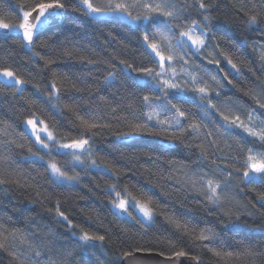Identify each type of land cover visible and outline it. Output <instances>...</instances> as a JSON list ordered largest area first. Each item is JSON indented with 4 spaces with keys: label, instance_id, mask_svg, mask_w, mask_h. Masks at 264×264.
I'll return each instance as SVG.
<instances>
[{
    "label": "snow or ice",
    "instance_id": "obj_1",
    "mask_svg": "<svg viewBox=\"0 0 264 264\" xmlns=\"http://www.w3.org/2000/svg\"><path fill=\"white\" fill-rule=\"evenodd\" d=\"M230 2L243 16L240 24L217 13L218 0H0V101L19 97L21 111L27 112L23 133L0 121V193L15 185L34 190L30 205L53 199L39 190L36 177L13 167L15 147L26 152L25 162L42 165L46 181L56 187H76L83 178L77 169L86 176L93 171L110 176L113 182L105 188L111 215L141 228L162 216L175 237L161 241L166 250L126 243L109 257L110 229L75 223L62 210L66 201L57 197L47 211L75 241L59 253L61 237L51 226L41 227L29 215L24 227H10L12 217L0 213V250L8 251L16 264H179L182 258L203 264L201 256H189L192 246L211 253L217 264L241 257L264 264V250L251 242L238 241L235 250H228L231 236L244 229L264 235V222L250 226L240 214L243 208L247 216L259 213L264 220V190L257 191L264 188V84L256 77V85L239 87L245 70L255 76L242 49L258 53L264 71V0ZM84 18L97 25L128 26L137 34L139 49L120 41L119 49L101 55L97 47L110 40L98 43ZM253 32L259 40L248 39ZM107 37L115 39L110 31ZM17 47L30 54L20 62ZM20 63L32 65V71L22 70ZM29 84L39 99L25 97ZM102 88H111L109 95L93 99ZM236 89L253 107L226 95ZM41 102L54 117L46 115ZM105 133L117 143L154 138L155 147L145 144L139 151L122 152L108 145L126 163L121 168L116 158L95 149ZM25 137L31 141L27 146ZM175 150H186V159L194 155L195 160L185 163L169 156ZM141 158L155 168L143 169L154 178L144 187L121 184ZM168 182L202 197L210 209L207 215L221 216L218 223L191 210L178 214L161 206L151 193L160 189L169 196L164 191ZM245 188L256 191L255 203L249 202L252 211L236 198ZM185 240L189 249L178 248Z\"/></svg>",
    "mask_w": 264,
    "mask_h": 264
},
{
    "label": "trees",
    "instance_id": "obj_2",
    "mask_svg": "<svg viewBox=\"0 0 264 264\" xmlns=\"http://www.w3.org/2000/svg\"><path fill=\"white\" fill-rule=\"evenodd\" d=\"M216 11L221 17L233 19L237 24H240L243 20L242 14L237 12V9L233 7L230 0H218V7ZM192 18L198 17L193 15ZM84 27L87 29L89 34L93 31L96 32V35L99 37L98 43L102 44L105 39L110 40L109 44H102L101 47H97V51L100 52L101 55H105L113 49H119L120 41L127 43L130 48L139 49V42L136 38L137 34L124 24L108 23L97 25L96 22L89 21L84 18ZM109 31L113 33L115 39L107 37V32ZM58 39H63V37H59ZM58 39H54L53 43H57ZM248 39L259 40V37L257 33L253 32L248 34ZM16 53L17 62H20L21 58L30 55L19 47L16 48ZM241 53L244 58L251 63V66L255 71V76L245 70L243 74L244 78L239 82V87L246 89L250 85H256L258 83L256 77H259V83L264 84V71L261 70L258 53L254 52L250 48L242 49ZM19 66L24 71H32L33 67L27 63H20ZM73 70L79 71L80 69ZM33 75H35L34 72ZM36 79L40 80V76H36ZM44 82L46 83V79ZM89 83H92V81H89ZM110 91L111 88H102L99 93L94 94L93 99H98V96L100 95L108 96ZM24 95L25 97L31 95L33 99H39L33 94L31 84H29V86L25 89ZM226 95L231 97L233 100L238 101L240 105L247 106L248 109L253 107L254 102L249 97L245 96L239 89L229 91ZM109 98L111 99V97ZM224 98L225 96L221 97L222 100ZM63 99L67 101L69 97L64 96ZM75 99H80V97L77 96ZM19 101V97L16 98V101L11 100L10 98L0 101V121L7 122L17 133H23L24 129L22 127V121L27 117V112L21 111V109L24 108V105ZM40 107L45 109L47 116H55V114L52 113L50 109H47V106L42 102ZM57 119L59 120L58 117ZM60 122L63 124V121ZM153 140L154 138H146L145 140H136L128 143H117L115 137L105 133V135L97 141L95 149L99 155L113 156L117 159L120 167L125 168L126 163L120 162L119 154L111 153L108 145H112L113 148H118L122 152H132L139 151L145 144H148L150 147H155ZM22 142L27 146L31 141L29 138L25 137ZM11 155L14 162L13 167L23 170V172L29 177H36L40 186L39 190L46 195H50L53 199L51 201H45L44 203L38 202L35 205H30L27 201L34 196V190L17 188L15 185H12L7 193H0V213H4L7 216L12 217V220L15 223L9 225L10 227H24V217L29 215L34 216L36 218V222L41 227L43 225L51 226L61 237V243L56 245L57 253L65 248H71L75 244V241L71 238V236L66 234V225L57 223L53 216L47 211L48 208L54 207V198L57 197L61 201H66L62 210L69 213L70 216L74 218L75 223L81 224L83 227L90 228L91 230L110 229V240L108 241V247L105 249V251L108 252L109 257H112L122 244H152L158 250H166V243H161V241H166L169 237L175 239V237L172 236L173 230L170 226L165 224L162 216H158L151 227L141 228L140 224L120 221L111 215L109 206L106 203L108 193L105 188L106 182H113L110 176L96 171H93L86 176L83 171L77 169V171L81 172V176L83 178L76 187H56L54 185H50L46 181V174L44 173L42 165H33L31 162H25V151H21L20 149L13 147ZM187 155L188 153L186 150H175L169 154V156H175L177 159L184 160L185 163H191L192 160H195L194 155L191 156V159H186ZM167 158L169 157L166 156L165 159ZM144 168H150L155 171V168L150 162L141 158L136 169L128 172L127 175L122 177L121 184L126 181H131L133 183H137L141 187H144L149 179L154 178L144 172ZM164 171L167 173V167L164 168ZM177 189L178 185L174 182H168L164 191L169 192V196L162 195L160 189L154 190L151 194L156 197L161 206L166 207L169 211H175L178 214H187V210H191V212L195 213L198 218L207 219L209 223H218L221 216L218 214L208 216L207 212L210 209L202 197L195 192L180 191ZM261 190H264V188H257V191ZM236 198L242 205H248V211H252L251 204L249 202L251 201L252 203H255L256 191H252L251 188H245L243 193H236ZM240 214L242 222H246L250 226L264 222V220H262L259 216V213L249 217L246 215L245 210L241 208ZM89 216L92 217L90 222L88 221ZM217 230L219 231V228ZM29 231H31V229H29ZM249 232L250 229H244L240 233L231 236V248L228 250H235L238 247L237 242L241 240L251 242L261 250H264V235L258 233L249 235ZM257 242H259V244H257ZM189 244L190 242L185 240L183 243L178 245V248L184 247L185 250H188ZM189 255L201 256V259L204 260V264H217V261L212 254L200 247L192 246ZM0 264H16V262L13 261L8 251L0 250ZM229 264H250V262L249 260L241 257L238 260L230 261Z\"/></svg>",
    "mask_w": 264,
    "mask_h": 264
},
{
    "label": "water",
    "instance_id": "obj_3",
    "mask_svg": "<svg viewBox=\"0 0 264 264\" xmlns=\"http://www.w3.org/2000/svg\"><path fill=\"white\" fill-rule=\"evenodd\" d=\"M191 257V255H189ZM194 256V255H193ZM204 264V260H202ZM179 264H194V262L191 259L182 258Z\"/></svg>",
    "mask_w": 264,
    "mask_h": 264
}]
</instances>
